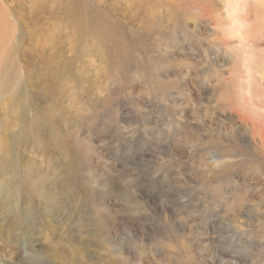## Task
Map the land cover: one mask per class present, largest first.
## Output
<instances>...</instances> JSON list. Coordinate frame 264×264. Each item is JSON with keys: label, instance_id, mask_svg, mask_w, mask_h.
Here are the masks:
<instances>
[{"label": "rangeland", "instance_id": "rangeland-1", "mask_svg": "<svg viewBox=\"0 0 264 264\" xmlns=\"http://www.w3.org/2000/svg\"><path fill=\"white\" fill-rule=\"evenodd\" d=\"M259 129L264 0H0V263L264 264Z\"/></svg>", "mask_w": 264, "mask_h": 264}, {"label": "bare ground", "instance_id": "bare-ground-1", "mask_svg": "<svg viewBox=\"0 0 264 264\" xmlns=\"http://www.w3.org/2000/svg\"><path fill=\"white\" fill-rule=\"evenodd\" d=\"M221 1V0H220ZM230 1V0H229ZM233 1V0H232ZM66 4H64V6H65ZM73 9H75V8H73ZM78 9V8H77ZM206 9V8H205ZM204 11H206V10H204ZM234 11V10H233ZM76 12V11H75ZM232 12V11H231ZM77 13V12H76ZM75 13V14H76ZM74 14V13H73ZM80 15V14H79ZM234 15V14H233ZM239 16V15H238ZM66 17V16H65ZM236 17V16H235ZM75 18H76V15H75ZM238 19V18H237ZM245 19V18H244ZM74 17L72 16V15H70V17H69V22L67 23V24H69L70 25V27H71V23L74 25ZM240 21V20H239ZM238 21V22H239ZM241 24H242V22H241ZM242 25H244V24H242ZM245 27H246V25H245ZM229 29H231V28H229ZM247 29H248V27H247ZM218 30V29H217ZM216 31V30H215ZM240 31V30H239ZM238 31V32H239ZM257 31L259 32V30L257 29ZM84 34V33H83ZM249 34V33H248ZM256 34H258V33H256ZM222 35H223V33H222ZM240 35H241V31H240ZM239 35V36H240ZM226 37V36H225ZM237 37V36H236ZM216 38H218V37H216ZM233 38H235V37H233ZM243 38V37H242ZM242 38H241V40H242ZM234 40V39H233ZM244 41V40H243ZM74 43V42H73ZM72 43V44H73ZM211 43V42H210ZM216 43V42H215ZM218 44V43H217ZM208 46V45H207ZM212 46V45H211ZM219 46H220V44H219ZM222 46V45H221ZM220 46V47H221ZM233 46V45H232ZM236 47H237V45H236ZM245 47V46H244ZM227 48V47H226ZM238 48V47H237ZM44 49V48H43ZM223 49H225L224 47H223ZM228 49V48H227ZM77 50V49H76ZM218 50H220V49H218ZM62 51V50H61ZM78 51V50H77ZM225 51V50H224ZM34 53V52H33ZM58 53H60V52H58ZM230 53V52H229ZM56 56V55H55ZM78 57H79V55H78ZM211 59H213V58H211ZM55 60V59H54ZM61 62V61H60ZM73 62V61H72ZM54 64L55 65H58L59 67H60V65H59V63H55L54 62ZM61 64V63H60ZM71 67V66H70ZM60 70V69H59ZM65 71V70H64ZM60 72H61V70H60ZM56 74H57V71H56ZM55 76V75H54ZM62 76V75H61ZM53 77V76H52ZM56 77V76H55ZM54 78V77H53ZM61 78V77H60ZM60 81V80H59ZM60 83V82H59ZM54 87V86H53ZM27 90H29V89H27ZM223 90V89H222ZM247 90V89H246ZM29 96V95H28ZM30 98V97H29ZM26 100H27V98H26ZM31 102V101H30ZM31 104H32V102H31ZM45 104V103H44ZM49 104V103H48ZM33 105V104H32ZM35 105V104H34ZM33 105V106H34ZM238 111V110H237ZM236 115H238V118H239V114H236ZM244 117V119H245V116H243ZM240 118H241V116H240ZM242 119V118H241ZM35 120L36 121H41V119L40 118H35ZM246 120H248L247 118H246ZM247 122H249V123H251L250 121H247ZM256 126H258L256 123L254 124V126H253V129L254 130H258L257 129V127ZM260 126V125H259ZM260 130V129H259ZM261 131V130H260ZM262 132V133H261ZM260 133L262 134L261 136H264V132L263 131H261ZM56 138L57 137H55L54 139H53V143H55V142H57V141H59V140H56ZM57 143H55L54 145H56ZM37 178H39V179H41V180H44L45 178H46V176L44 177V176H42V175H39V176H37ZM32 182H36L35 180H33ZM47 207V205H44L43 206V208H46ZM50 209L51 208H53V207H49ZM14 209H20V206H19V203L17 202V206H16V208H14ZM49 209V210H50ZM49 212V211H48ZM49 223V222H48ZM49 224H47V226H48ZM50 226H51V223H50ZM50 228V227H49ZM31 231L33 230V229H35V227H30L29 228ZM35 230H37V228L35 229ZM35 232V231H34ZM39 233H40V236H42L43 237V235L45 234V232H44V229H41L40 231H39ZM46 236V235H45ZM48 236V235H47ZM52 243V242H51ZM51 243H49V247H47V249H49L50 251H48V250H46V254H45V249L43 250V256L45 257H47L48 259H50V260H52V261H54L55 263H57V264H90L89 262H85L83 259H81L80 257H81V249H78L79 247L75 244V242H72V241H70V245L68 246V245H65V244H63V243H56V244H53V245H51ZM63 259V260H62ZM81 259V260H80ZM61 262V263H60ZM0 264H11V263H0Z\"/></svg>", "mask_w": 264, "mask_h": 264}]
</instances>
